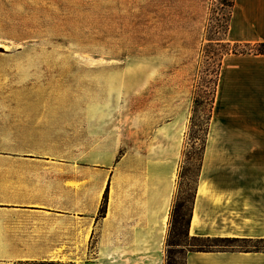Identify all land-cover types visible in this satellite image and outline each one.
Returning a JSON list of instances; mask_svg holds the SVG:
<instances>
[{
  "label": "rangeland",
  "instance_id": "1",
  "mask_svg": "<svg viewBox=\"0 0 264 264\" xmlns=\"http://www.w3.org/2000/svg\"><path fill=\"white\" fill-rule=\"evenodd\" d=\"M232 3L0 0V111L69 118L39 130V157L107 162L118 181L145 175L149 159L177 164L166 264H185L199 243L264 249L187 235L221 60L247 49L227 39Z\"/></svg>",
  "mask_w": 264,
  "mask_h": 264
},
{
  "label": "crops",
  "instance_id": "2",
  "mask_svg": "<svg viewBox=\"0 0 264 264\" xmlns=\"http://www.w3.org/2000/svg\"><path fill=\"white\" fill-rule=\"evenodd\" d=\"M227 39L264 42V0H233ZM41 116L0 111V264H166L177 164L118 181L107 162L39 157V130L69 119ZM189 233L264 240V53L221 60ZM185 264H264V249L192 248Z\"/></svg>",
  "mask_w": 264,
  "mask_h": 264
},
{
  "label": "trees",
  "instance_id": "3",
  "mask_svg": "<svg viewBox=\"0 0 264 264\" xmlns=\"http://www.w3.org/2000/svg\"><path fill=\"white\" fill-rule=\"evenodd\" d=\"M233 5V3H232ZM235 45H238V46H245L247 47V49L245 50H242V51H239L241 53H264V42H256V43H234ZM238 53V52H236ZM103 209H104V206H103ZM191 217V215H190ZM188 236H190L191 238L193 239H196L198 241H203L205 240L206 242H218V241H222V242H232V241H239L241 239L239 238H232V237H202V236H192L190 235L189 231H188ZM243 240H250V239H243ZM257 241H264L263 239H259ZM213 243H199L197 247V249L199 250H211V245ZM216 244V243H215ZM257 250H261V249H258ZM40 263L42 264H45V262L47 261H39ZM22 262L20 263H16V264H21ZM49 264H55L54 261H49L48 262ZM74 264V263H72ZM168 264H171L170 262H168Z\"/></svg>",
  "mask_w": 264,
  "mask_h": 264
}]
</instances>
